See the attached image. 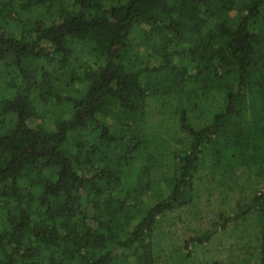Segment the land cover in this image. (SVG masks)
<instances>
[{"label":"trees","instance_id":"trees-1","mask_svg":"<svg viewBox=\"0 0 264 264\" xmlns=\"http://www.w3.org/2000/svg\"><path fill=\"white\" fill-rule=\"evenodd\" d=\"M0 264H264V0H0Z\"/></svg>","mask_w":264,"mask_h":264},{"label":"rangeland","instance_id":"rangeland-1","mask_svg":"<svg viewBox=\"0 0 264 264\" xmlns=\"http://www.w3.org/2000/svg\"><path fill=\"white\" fill-rule=\"evenodd\" d=\"M189 20H191L192 23H195L194 19L189 18ZM204 218H205V215L203 214V218L202 219L200 217L198 218V223H200Z\"/></svg>","mask_w":264,"mask_h":264}]
</instances>
